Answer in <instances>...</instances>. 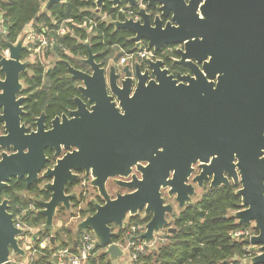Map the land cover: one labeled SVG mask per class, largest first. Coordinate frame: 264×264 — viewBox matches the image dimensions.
<instances>
[{
	"label": "water",
	"instance_id": "1",
	"mask_svg": "<svg viewBox=\"0 0 264 264\" xmlns=\"http://www.w3.org/2000/svg\"><path fill=\"white\" fill-rule=\"evenodd\" d=\"M61 2L46 0L44 10ZM105 2L125 11L137 8V19L110 21L131 32L135 49L142 43L154 52L180 45L171 62L189 73L173 75L160 59L123 66L113 58L98 62L86 41L87 55L80 58L86 70L62 60L70 79L79 82L73 108L55 116L49 128L42 113L36 129L27 132L21 122L24 97L17 92L30 66L21 54L31 44L5 40L0 148L12 152L0 154V190L11 178L24 177L26 187L47 180L41 189L48 199L36 200L35 213L44 217L41 228L52 244L55 211L70 209L76 195L66 189L83 172L103 203L90 201L94 213L78 221L76 232L91 231L95 247L114 264L126 253L113 241L112 225L123 227L126 215H150L138 236L145 246L161 231H174L167 220L174 207L161 190L182 209L206 181L209 189L233 185L241 208L232 218L253 223L257 231L243 240L258 246L248 264H264V0H94L95 9ZM46 149L55 158L51 167ZM108 179L127 192L110 195ZM7 208L2 201L0 264H15L9 255L24 256L18 242L24 229L14 225Z\"/></svg>",
	"mask_w": 264,
	"mask_h": 264
},
{
	"label": "trees",
	"instance_id": "2",
	"mask_svg": "<svg viewBox=\"0 0 264 264\" xmlns=\"http://www.w3.org/2000/svg\"><path fill=\"white\" fill-rule=\"evenodd\" d=\"M44 2L46 0H0V11L8 19L6 39L10 42H15L24 27L32 21L53 30L64 23L71 32L68 36L57 37V43L51 48L54 60L47 69L36 62L32 65L31 75H22V80L27 86L23 89L27 97L23 102L25 113L22 121L30 126H33L34 119L42 112L48 120L72 107V98L77 94V90L75 81L70 79L62 60H67L76 68L86 70V66L80 62V58L87 55L84 42H89L90 49L98 62L108 58L118 60L135 47V43L128 40L131 36L130 31L115 29L110 24V21L115 19V15L114 9L108 2L97 11L94 0H64L52 4L46 11H41ZM103 14L106 15V19L101 20L100 15ZM88 19L95 22L89 33L82 27L75 26ZM64 51L71 56L67 52L63 53ZM25 54L26 52L23 51L22 57ZM17 188L18 192H36L45 199L48 198L49 193L39 189L37 183L26 187L24 180H19L17 187L14 185L7 191L11 195L12 202H18V213L20 212L24 221L28 220V217H32L30 225L44 221L42 215L23 213L27 201L20 199L19 195L18 200L15 198L13 190ZM234 190L233 186L208 189V192L194 204L189 203L179 209L178 215L173 217L171 222L174 231L170 233L165 231L162 236L164 240L159 241L152 249L139 253L135 263L230 264L234 257H241L245 244L243 241L231 240L230 232L247 224H237L232 215L228 214L229 211L234 212L241 208L240 198ZM86 211L93 212L91 204L88 203L87 209L80 213L84 214ZM148 220L149 216L142 218L131 216L127 225L114 236L113 241H123L124 233L131 225L144 226ZM60 238V233H56V245L49 249H41V254L34 264H54L53 259H50L53 251L59 247L74 246L78 233L68 237V241L67 237L64 241ZM95 250L86 264H111L103 250L99 248ZM98 250L101 252L98 253Z\"/></svg>",
	"mask_w": 264,
	"mask_h": 264
},
{
	"label": "built area",
	"instance_id": "3",
	"mask_svg": "<svg viewBox=\"0 0 264 264\" xmlns=\"http://www.w3.org/2000/svg\"><path fill=\"white\" fill-rule=\"evenodd\" d=\"M130 14L131 13L129 10L125 11L123 8H117V18L115 19L123 20L125 17H130ZM121 15H123V17ZM100 19H106V15H100ZM7 25L8 19L0 11V54L6 58L9 56V50L4 44V41L7 40ZM75 26L82 27L86 30V32L89 33L95 26V22L91 19H88L84 20L80 24H75ZM52 31L54 30L48 29L47 27H44L32 21L24 27L23 32L17 38V40L11 43L15 44L19 39H22L24 44H31L29 50L36 51L39 56L44 55V51L46 50V48L49 47L51 49L55 46V44L57 43V37H59L60 35H66L67 33H69V35L71 34L70 30L65 27L55 30L54 36L48 38L47 34ZM178 48H180V45L166 46L161 51L154 52L152 49H148L146 45H142L139 49H135L134 47L132 50L124 53L118 59L117 65L121 66L127 62L132 63L134 61H143L146 58L152 60L161 59L164 55L172 54ZM24 212L25 210H23V213ZM17 226L20 227L19 223ZM143 230V226L141 225H131L124 233L123 241L116 242L119 247L126 253L124 259L128 264H133L134 262H136L139 253H143L145 249H152L159 241L164 240V238H159L158 240L156 238L153 244L145 246L144 241L138 238ZM256 233L257 231L253 226V223H250L245 227L237 228L231 231L230 238L233 241H243L255 235ZM95 243L96 238L93 233L88 230L83 231L80 237H78L74 242V246L59 247L53 251L51 255L54 264H86L88 262V259H90L94 255V251H96ZM257 248V245L252 246L245 244L243 248V255L239 257L237 261L231 262L230 264H242L243 262L248 264L249 258L258 254Z\"/></svg>",
	"mask_w": 264,
	"mask_h": 264
},
{
	"label": "rangeland",
	"instance_id": "4",
	"mask_svg": "<svg viewBox=\"0 0 264 264\" xmlns=\"http://www.w3.org/2000/svg\"><path fill=\"white\" fill-rule=\"evenodd\" d=\"M44 3L41 7V11H45L44 10ZM40 25H42V24H40ZM60 28H65L64 23L59 24L58 29H60ZM55 30H57V29H54V31L49 32L47 34V37L51 38L52 36H54ZM65 52H67V51H65ZM67 54L69 56H71L68 52H67ZM53 60H54V55L51 54V49L49 47L46 48V50L44 51V55L39 56V54L36 51L29 50L28 52H26L25 56L22 57V61H28L30 64H34L36 62H39V63L43 64L44 67H47V68L50 66V64L52 63ZM31 73H32L31 71H29V72L27 71L28 75H31ZM20 83L24 89L27 87L22 80H20ZM42 185H40V188L42 187ZM106 187L108 189V192H110V193L113 192L111 183L108 182ZM78 191H80V190H78ZM82 191H84V194H83L84 202L81 204V207L84 208L85 207V205H84L85 201L87 202L92 197H95L97 192L95 190L87 187V186L85 188H83ZM207 192H208L207 187H204L203 189H200V188L197 189L196 188V195L191 198L190 203L194 204L198 199H200L202 196H204ZM18 195H19L20 199H22L23 201H27V206L29 204H31L32 202H35L37 199H42V197L39 196L38 194L28 193L25 191L19 192ZM167 202L171 203L174 207L173 214L171 216H167V220L169 221L170 226L173 227L171 222L173 221V217H176V215H178L179 209H178L176 203L174 202L173 198H167ZM19 213H18V223H19L20 227L24 229V232L18 238V242H19L20 247L25 251V254H24V256H19V255L11 253L9 258L15 264H34L35 261H37L38 256L41 254L40 250L41 249L45 250V249L50 248V245L48 244L49 243L48 237L50 234L48 232H44L41 228V225L43 224L42 222H44V221L39 222L36 225H30L29 222L32 219V217L30 218L27 216L29 218L28 219L29 221L28 220L24 221V219L22 218V216ZM77 213H78L77 209L72 210L71 208L69 210H66V211L62 210L61 208H57V210L55 211V215L53 217V224H54V228L57 230V233H60V237H61L60 240L64 241L67 237V241H68L69 240L68 237H71V236H73V234L77 233L76 232V224L78 223V221H80L84 218L82 213H80V214H77ZM228 214L232 215L233 211H229ZM127 218H129V217H127ZM127 218H126V220H127ZM164 233H165L164 230L161 231L157 235V240L159 238H163L162 236L164 235ZM64 235H65V237H64ZM146 250L147 249H145V251ZM100 252H101V250H98V253H100ZM50 259H53L52 255L50 256ZM237 259H238V257H234V259H232V261L235 262V261H237ZM122 260L119 258L114 262V264H126V261H124V260L122 261ZM133 264H137V263L134 262ZM242 264H247V263L243 262Z\"/></svg>",
	"mask_w": 264,
	"mask_h": 264
},
{
	"label": "flooded vegetation",
	"instance_id": "5",
	"mask_svg": "<svg viewBox=\"0 0 264 264\" xmlns=\"http://www.w3.org/2000/svg\"><path fill=\"white\" fill-rule=\"evenodd\" d=\"M142 4H144V3H142ZM112 8V7H111ZM119 8H123L122 6L121 7H119ZM112 9H114V15H115V18H117V8H112ZM130 11V17H133V18H135V19H137L138 18V14H137V8L136 7H134L133 9H130L129 10ZM120 16V15H119ZM118 16V17H119ZM122 17H123V15H121ZM144 43H142L141 44V46L143 45ZM177 46V45H176ZM179 49V48H178ZM178 49H176L172 54H168V55H164L163 56V58H161L160 60H162L163 61V66L162 67H164V68H166V69H168V71H169V73H172L173 75H175L177 72H180L181 74H185V73H189V71L186 69V68H184V67H181V66H177V65H174L172 62H171V60L172 59H175V58H177L178 57V53H177V50ZM29 51V49L27 50V51H25V52H28ZM64 53H66L65 51H64ZM172 55V56H171ZM22 56V55H21ZM173 57V58H172ZM127 63H130V62H127ZM35 64V63H34ZM41 64V63H40ZM126 63H124L123 65H125ZM32 65L33 64H30V66L27 68V71L29 72V71H31L30 69L32 68ZM123 65H121V66H123ZM41 66H43V68L44 69H47V67H44V65L43 64H41ZM31 67V68H30ZM24 73H21V75H20V80H22V75H23ZM26 75H28L27 74V72L25 73ZM0 79H3V74L1 73V71H0ZM150 79H153L152 77H150ZM23 81V80H22ZM79 84V82H76L75 81V87H77V85ZM22 86V85H21ZM23 87H21V90L20 91H18L17 92V97H20V96H22V97H24V100L26 99V97H27V95L26 94H24L23 93ZM77 95V94H76ZM23 105V104H22ZM73 108V104H72V107L71 108H69L68 110H70V109H72ZM23 109H24V107H23ZM67 110V111H68ZM67 111H65V112H63V113H67ZM24 113H25V110H24ZM43 113V112H42ZM41 113V114H42ZM63 113H61V114H63ZM40 114V115H41ZM61 114H59V115H55V116H60ZM40 115L39 116H37L35 119H34V121H33V126H30V125H28V124H26V123H24V121H22V118H23V116H21V122L25 125V127L27 128V132H31V131H34L35 129H36V125H35V122H36V119L37 118H39L40 117ZM55 116H53L52 118H50V119H46L45 118V114H44V124H45V126H46V128H49V123H50V121L55 117ZM4 134V129H3V124L2 123H0V135H3ZM2 152H6V153H11L12 152V150L11 149H9V150H6V149H4V148H0V154L2 153ZM45 156L46 157H48V159H49V161H48V163L46 164V167L47 166H52L53 164H54V160H55V158H53V152L52 151H50V150H48V149H46L45 150ZM192 168H194L195 169V172H197L198 171V168H197V164H195V165H192ZM136 174V176L137 177H139V173H136L135 172V170H134V168L132 169V174ZM193 175H195V174H193ZM19 180H24L25 181V179H24V177H22V178H20V179H17V178H11L8 182H7V186L6 187H4V188H2L1 190H0V203L2 202V201H4V200H6L7 201V206H8V208H7V211L12 215V220H13V222H14V225L15 226H17L18 225V202H15V203H13L12 202V199L10 198V194L9 193H7V191L8 190H10L11 188H12V186H18V181ZM47 180H44V179H41L40 178V180H38V182H36L37 183V187L39 188V189H41L40 188V185H42L43 183H45ZM89 181H90V177L89 176H86L83 172H81V173H79V176H78V180L77 181H75L71 186H68L67 187V189H66V192L67 193H72V192H74L75 193V197L71 200V204H70V208L73 210V209H77V214H80V212L81 211H84L85 209H87V204L89 203V204H91L90 203V201L91 200H93V201H95V202H97V203H103V200L98 196V194H96L95 195V197H92L91 199H89L87 202L85 201V207L83 208V207H81V204L84 202V200H83V194H84V191H82V189L83 188H85L86 186L87 187H89V188H91V189H93V190H95L96 191V189H94L93 187H91L90 185H89ZM111 183V185H112V189H113V192H108L110 195H112V196H114V194L116 193V192H120V193H125V192H127V190L126 189H121V188H119L118 186H116L115 184H113V182H112V179H108V181H107V183ZM25 183H26V181H25ZM107 183H106V186H107ZM34 184V183H33ZM205 185H204V187H207L208 189H209V187H208V181H206L205 183H204ZM32 185V184H31ZM231 186H233V185H231ZM203 187V188H204ZM234 187V186H233ZM202 188V189H203ZM106 189H107V187H106ZM201 189V188H200ZM78 190H80V191H78ZM235 190H236V187H235ZM235 190H234V192H235ZM107 191H108V189H107ZM21 192V191H20ZM97 192V191H96ZM161 192H162V196L167 200V194H166V189L165 190H161ZM18 188L17 189H14L13 190V194H14V196H15V198L18 200ZM29 193V192H28ZM34 194V193H33ZM35 194H36V192H35ZM39 196H41L42 197V199H45L42 195H39ZM48 199V198H47ZM81 199V200H80ZM177 205V204H176ZM91 206H92V204H91ZM58 208H61L62 210H64V211H66V209L64 208V207H61V206H59ZM92 208H93V206H92ZM37 209H39V207H38V205H37V203H36V201L35 202H32L31 204H29L27 207H26V209H25V212H24V214H26V215H29V214H31V213H35L36 212V210ZM94 213V208H93V212H85L84 214H83V217H85L87 214H93ZM36 214V213H35ZM134 216H139V218H142V217H144V216H149V218H150V215H144V211H139L138 212V214H136V215H134ZM127 217H131V216H129V215H126V217H125V219H124V223H123V227H125L126 225H127V223H128V221H129V218H127ZM82 218V217H81ZM126 218H127V220H126ZM80 220V219H79ZM18 227V226H17ZM112 227H113V229L116 231V233H119V231L123 228V227H121V228H117L115 225H112ZM166 230H164V232H165ZM78 233V237H80V235H81V233L82 232H77ZM157 238V237H156ZM48 239H49V237H48ZM101 250H103V249H101ZM10 256V255H9Z\"/></svg>",
	"mask_w": 264,
	"mask_h": 264
},
{
	"label": "crops",
	"instance_id": "6",
	"mask_svg": "<svg viewBox=\"0 0 264 264\" xmlns=\"http://www.w3.org/2000/svg\"><path fill=\"white\" fill-rule=\"evenodd\" d=\"M48 244L50 245V247H52V246L56 245V242L54 241V243H52V244L49 242ZM120 259H121V260L123 259V260L125 261L124 258H120ZM123 260H122V261H123ZM126 264H127V261H126Z\"/></svg>",
	"mask_w": 264,
	"mask_h": 264
}]
</instances>
